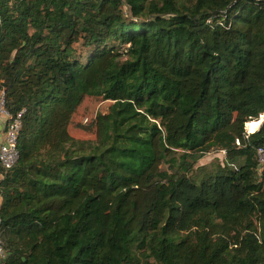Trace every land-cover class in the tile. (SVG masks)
Masks as SVG:
<instances>
[{
	"label": "trees",
	"instance_id": "trees-1",
	"mask_svg": "<svg viewBox=\"0 0 264 264\" xmlns=\"http://www.w3.org/2000/svg\"><path fill=\"white\" fill-rule=\"evenodd\" d=\"M0 92L2 264H264V0H0Z\"/></svg>",
	"mask_w": 264,
	"mask_h": 264
},
{
	"label": "rangeland",
	"instance_id": "rangeland-1",
	"mask_svg": "<svg viewBox=\"0 0 264 264\" xmlns=\"http://www.w3.org/2000/svg\"><path fill=\"white\" fill-rule=\"evenodd\" d=\"M111 105V101L87 97L74 116L73 123L69 127L70 134L77 139H94L95 127L92 123L99 114L107 113ZM85 127L87 129H84ZM249 129L247 127L248 133H250ZM224 158L225 154L222 151L212 152L199 162V166L212 167L216 161L222 162Z\"/></svg>",
	"mask_w": 264,
	"mask_h": 264
},
{
	"label": "built area",
	"instance_id": "built-area-1",
	"mask_svg": "<svg viewBox=\"0 0 264 264\" xmlns=\"http://www.w3.org/2000/svg\"><path fill=\"white\" fill-rule=\"evenodd\" d=\"M0 112L6 117L7 123L5 125V138L4 142L0 145V179L3 177L5 170L11 169L19 158L18 153V135L21 129V113L11 121H8L10 117L9 113L4 110L3 96L0 99ZM259 162L260 171H264V150H259ZM6 259V250L4 242L0 235V264Z\"/></svg>",
	"mask_w": 264,
	"mask_h": 264
},
{
	"label": "crops",
	"instance_id": "crops-1",
	"mask_svg": "<svg viewBox=\"0 0 264 264\" xmlns=\"http://www.w3.org/2000/svg\"><path fill=\"white\" fill-rule=\"evenodd\" d=\"M3 93L0 92V99L2 98ZM7 123V119L5 116L2 115L0 112V145L4 142L5 138V125Z\"/></svg>",
	"mask_w": 264,
	"mask_h": 264
},
{
	"label": "bare ground",
	"instance_id": "bare-ground-1",
	"mask_svg": "<svg viewBox=\"0 0 264 264\" xmlns=\"http://www.w3.org/2000/svg\"><path fill=\"white\" fill-rule=\"evenodd\" d=\"M262 123H263V117H261L257 121H254V122L250 123L249 126H248V129L250 128L249 131L251 133L257 131L260 128V126H261Z\"/></svg>",
	"mask_w": 264,
	"mask_h": 264
},
{
	"label": "water",
	"instance_id": "water-1",
	"mask_svg": "<svg viewBox=\"0 0 264 264\" xmlns=\"http://www.w3.org/2000/svg\"><path fill=\"white\" fill-rule=\"evenodd\" d=\"M263 117V122H264V115L262 116ZM259 130V129H258ZM251 133V132H250Z\"/></svg>",
	"mask_w": 264,
	"mask_h": 264
}]
</instances>
